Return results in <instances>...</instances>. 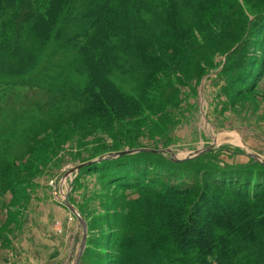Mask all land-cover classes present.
Segmentation results:
<instances>
[{
	"label": "trees",
	"instance_id": "16d2710c",
	"mask_svg": "<svg viewBox=\"0 0 264 264\" xmlns=\"http://www.w3.org/2000/svg\"><path fill=\"white\" fill-rule=\"evenodd\" d=\"M247 1L258 0H0V87L30 85L42 93L34 98L40 113L20 124L6 126L0 107V127L13 131L0 138V199L26 197L33 167L47 157L33 154L37 147L64 144L79 135V125L98 140L119 138L117 147L132 115L174 107L176 82L198 81L217 55L227 56L222 70L245 68L253 59L242 52L257 46L255 35L264 37V9L248 14L241 7ZM263 75L264 64L230 77L248 93ZM124 151L109 150L80 169L109 175L122 200L110 211L123 227L115 253L102 260L264 264L263 162L201 173L189 168L201 154L160 160L154 147L116 156Z\"/></svg>",
	"mask_w": 264,
	"mask_h": 264
},
{
	"label": "rangeland",
	"instance_id": "374dc122",
	"mask_svg": "<svg viewBox=\"0 0 264 264\" xmlns=\"http://www.w3.org/2000/svg\"><path fill=\"white\" fill-rule=\"evenodd\" d=\"M248 3L241 5L248 14L260 6L264 9V0H258L251 6ZM236 8L232 11L239 10L238 6ZM233 18L231 15V21ZM254 41L257 46L249 45L245 53L242 52L244 59H253L249 63L245 60V68L222 70L227 56L217 55L215 65L206 70L198 81L195 80L197 76L190 82H176V105L164 112H168L166 116L163 112L151 111L132 115L126 121L132 123L128 126L129 132L123 134L117 147L119 138L102 134V139L98 140L86 135L90 129L81 125L77 128L79 135L64 144L49 151L37 147L33 154L41 152L47 157L42 161L40 154L38 159L42 162H34V183L32 186L26 184V197L13 199L7 194L0 199V264H74L84 229L69 204L85 219L88 227L86 247L78 264H113L108 259L102 260L101 255L108 254L112 258L115 253L114 237L123 227L121 218L110 211L120 207L122 200L112 191L114 184L108 181L109 175L102 176L87 169L80 173L75 169L109 150L139 146L130 149L137 150L129 152L133 155L142 148L156 147L162 153L160 160L174 161L201 154L189 165L190 169L198 167L201 173L212 167L244 168L254 164L251 163L252 158L262 162L264 75L248 93L242 92L241 83L230 77L242 69L255 71L262 67L264 37L255 35L250 42ZM40 94L37 87L30 85L0 87V107H5L2 116L6 126L15 120L20 124L32 114H39V105L34 98ZM40 107L43 110L48 108ZM10 129L0 127V135L6 133L0 138L12 133ZM28 150L25 147L15 149L23 153H28ZM25 158L30 159L31 156ZM21 233L26 234V241H23ZM35 254L41 257L39 261L33 259Z\"/></svg>",
	"mask_w": 264,
	"mask_h": 264
},
{
	"label": "water",
	"instance_id": "95a60500",
	"mask_svg": "<svg viewBox=\"0 0 264 264\" xmlns=\"http://www.w3.org/2000/svg\"><path fill=\"white\" fill-rule=\"evenodd\" d=\"M142 150H149L147 148H142ZM155 151V150H153ZM127 152H137V150H125L124 152H118L116 153V156H119L123 153H127ZM254 157L256 158H259L257 155L255 154H252ZM113 156V155H112ZM104 157H100V158H96L92 161H89V162H86V163H83V164H80L77 166V168H75L77 171H79L83 166L85 165H90L94 162H98V161H101ZM263 163H264V159H260ZM72 171H75V170H72ZM69 207L71 208V210L73 212H75L77 214V216L79 217L81 223H82V226H83V229H84V234H83V239H82V242H81V245H80V249H79V254H78V257L76 258L74 264H78L82 255H83V252L85 250V247H86V241H87V232H88V227H87V223L85 221V219L77 212V210L75 209V207H73V205L69 204Z\"/></svg>",
	"mask_w": 264,
	"mask_h": 264
},
{
	"label": "crops",
	"instance_id": "0c3cea01",
	"mask_svg": "<svg viewBox=\"0 0 264 264\" xmlns=\"http://www.w3.org/2000/svg\"><path fill=\"white\" fill-rule=\"evenodd\" d=\"M21 236H22L23 241H26V239H25L26 234H25V233H21ZM34 256H36V257H33V259H34V260L37 259V261H39V259L41 258L40 256H38V255H36V254H35Z\"/></svg>",
	"mask_w": 264,
	"mask_h": 264
}]
</instances>
